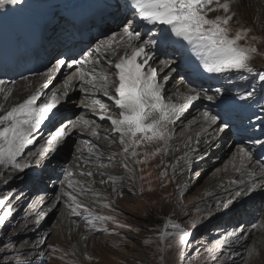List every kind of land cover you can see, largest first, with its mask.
Segmentation results:
<instances>
[{
    "label": "rangeland",
    "instance_id": "obj_1",
    "mask_svg": "<svg viewBox=\"0 0 264 264\" xmlns=\"http://www.w3.org/2000/svg\"><path fill=\"white\" fill-rule=\"evenodd\" d=\"M223 2L225 0H221V3ZM257 5L264 7V1L247 0L246 5L241 8L234 7L235 10L230 8L227 15H231L232 19L229 21L228 28L230 29V36H235L237 31L247 32L245 39L240 40L238 43L242 47L256 49V52L252 54L250 65L264 66V13L257 11ZM217 15L224 16L226 14L222 9L208 13L209 18H214ZM109 30L112 34L116 31H122L123 28H115L112 32L111 28ZM100 42L101 40L97 43ZM156 62L159 63L160 61L157 60ZM57 63L58 61L55 64ZM72 64L74 65V63ZM169 70L161 75L165 76L166 73L171 72ZM174 77L183 81L176 73L173 74L172 79ZM173 82L172 80L171 83ZM65 84L64 82L63 87V85L59 86L60 83H56L58 88L52 92V95L57 93L64 95L68 90ZM113 85H108V87L113 90ZM75 100L80 102L82 100L81 95L77 94ZM77 106L73 104L69 107L81 112ZM197 112H199V109L192 111L189 120H186V122L196 118ZM68 118L64 117L63 122ZM106 126L108 127V124ZM113 137H116V135H113ZM156 143L157 141L148 142L145 140L141 142L139 147L135 148L137 156H132L134 172L125 170L124 166H121L114 157L103 160L97 158L94 161L95 164L100 166L103 164L105 167L110 164L109 166L118 172V180L124 189H120L118 193L121 200L115 196L114 200L99 202L97 206L84 205L92 216H110L113 219L107 221L93 220L89 213L84 211L83 213L88 218H83L82 215L84 221H71L76 228L79 227L77 229H88L90 234L82 237L81 240L73 236L72 233H75V229H72V225L67 224L62 218L59 211L62 206L61 202H54V200L56 201L59 184L64 181L61 176L57 180H48L47 184H44L41 174L39 182L35 181L31 186L33 193L28 191L29 196L25 200L22 199V195L27 191H23L25 187L22 189L18 184L22 178V181L25 180L31 172H41L44 166L61 164L64 167L63 171H65L66 168L81 162L79 158H76L79 156L76 150L83 144H87L93 150L91 142H78V140L71 139L70 145L66 146L67 148L65 147L64 150L60 148L39 166H35L40 159L36 157L31 166L23 171L17 179L9 178L13 173L19 172V168L13 166L9 168L8 172L2 174L0 181V200L4 201V205L0 206V216L4 217V223L0 225V264H264L263 251H259L260 249L252 250L256 242V246L261 247L263 250L264 245L261 246V242L254 240L256 238L254 235L245 233L246 229H238L240 225L246 226L243 220L237 219L231 223L222 222L223 224H220L217 220L222 216L218 219H215L217 217L215 216L210 223H208L209 221H198L202 213L200 212V206L196 205V201L207 194L212 177L216 173H224L230 170L233 165L231 159L235 155L238 145L232 142L229 151H223L220 156L216 153L209 157L211 161L213 159L217 160L212 163L215 165L214 168L207 171L203 176L198 175L200 167H194L175 177L169 166L170 161L163 157ZM40 145L43 146V143ZM158 149L159 151H157ZM132 150V148L129 149L130 152ZM138 160L140 163H137ZM146 164L154 172L156 188L152 192L147 189V194H144V180L147 179V176L144 179ZM48 170L50 176L55 175L54 170L49 168ZM63 171H61V175ZM125 173L129 177L126 178L130 180L129 185L123 184ZM122 174L123 176H121ZM186 177H192L194 181L189 187L180 191L182 187H185L184 179ZM98 178L102 179L104 177L99 174ZM5 180L6 182L2 184ZM166 180H169L172 184L169 188L165 186ZM109 181L113 182L114 180ZM215 181L219 184L220 180L216 178ZM44 186L49 187L53 193V202L50 201L51 203L47 205V202H44L43 206L46 205L47 208L43 210V213V211H40L41 208L36 209L39 199L36 203L34 200L37 196H40L36 195L35 191ZM130 187L135 188L136 191H130ZM180 197L184 198L182 199L184 209L192 210L193 214L190 217H186L185 210L175 212L176 200ZM147 198L151 199L152 205L147 201ZM169 198L171 200L175 199V202L172 206L164 208V201ZM127 200L132 203L127 202ZM186 201H194V203L189 204ZM255 202L258 205V210H263L264 192L257 193L254 199ZM223 203L225 202L221 204ZM106 204L109 206H105ZM238 207H241L239 202H232L231 210L227 214L232 216ZM30 208L32 209L30 210ZM32 210L36 216L31 222H28L25 218ZM258 210L256 209V211ZM77 212L81 213L78 209ZM193 223L196 224L195 227H192ZM251 223L254 226L264 227V213L262 211L258 213L254 220H251ZM175 224H179L180 228L174 227ZM221 229L222 231L226 230V232L217 234L216 232ZM35 231L39 236L35 234ZM182 232L189 234L188 240L184 243H180ZM232 233H235V235L232 236ZM242 234H246L250 238L243 244L238 254L228 253L225 246L231 243L232 239H238ZM34 248L45 253L38 256L40 257L39 263H37L38 260L33 261L30 258ZM251 253L253 254L251 255Z\"/></svg>",
    "mask_w": 264,
    "mask_h": 264
},
{
    "label": "bare ground",
    "instance_id": "obj_2",
    "mask_svg": "<svg viewBox=\"0 0 264 264\" xmlns=\"http://www.w3.org/2000/svg\"><path fill=\"white\" fill-rule=\"evenodd\" d=\"M227 2L229 3L230 8H233L235 10V8H241L245 6L247 0H228ZM257 9L258 12L264 13L263 6L257 5ZM108 28H111V32H112L115 30V28L118 27H116L115 24L112 27L108 26ZM114 34L116 36V40L113 43H114V47L117 48L116 52H113L111 49H107L105 43L110 38H112ZM121 34L122 31L113 32L109 36H106L105 38L101 39L102 41L100 43L90 47L84 53L85 64L83 66L79 65L77 62L76 65L75 63L74 65L70 63L69 66L66 63V65L61 66L59 68V71H53L54 67L55 66L57 67V64L54 63L51 67H49L45 71L34 74L33 76H28L15 84H13V82L11 81H7L6 79H0L4 81V84L0 85V88L4 89V91L0 92V105L3 106L5 111L10 110V108L15 106L16 104L22 103L25 99H27L30 95L36 93L37 91L40 92V99L37 102L49 101L53 96L52 92L56 90V88H58L56 87V83H60L59 86L63 85L64 87V82H65L68 85V90L66 91V93L64 95H61L60 93L55 94L58 97H60V102L58 104V107L59 110H61V114H62L61 118L69 117L63 123H67L68 120L76 121L80 116H83L87 120L94 121V124H92L91 126H84L82 123H78L75 127L69 125L68 135L62 141V143L57 147L56 150L58 151L60 148L64 150L68 144L70 145L71 139H75V141L78 140V142L89 141L93 146V150H91V148L88 147L87 144L81 145L76 150L79 153V156L76 158H79L81 162L76 163L72 167L66 168L65 171H63L64 167L61 164H56V165L50 164L44 166L41 172L33 171L29 174L32 175L33 173L40 172V174H42L41 178L43 179L44 184H47L48 180H57L60 176L62 177V179H64L63 183L61 182L59 184V190L57 191L56 194V201L54 200V202L56 203L61 202L62 206L59 208L60 214H62V218L64 219V221L67 222V224L72 225V229H75V233H72L73 236H75V238H79L80 240L82 239V237L88 236L90 233L87 228L85 230L77 229L79 227L76 228L74 224L71 223V221L73 220L80 221V219L77 218L78 215L72 214L70 207V205H72V202L68 198V196L64 195V193L68 192L77 196V202L81 204V207L77 209L81 211L80 214H83V212L85 211L84 205L97 206V203L99 202H105V201L108 202L114 200L115 196L117 197V199L121 200V198L118 197V193L120 189H124L122 187L121 182L118 180L119 179L118 172L112 169L111 166H109L110 164L106 165V167L103 164H101V166L95 164L94 161L97 158L103 160L109 157H114L118 160L121 166H124L125 170L132 172H134L135 170L131 152L129 151L128 153H124L123 145L120 144V134L113 131L110 119L106 118L104 120H101L99 118L101 115H104L105 117H111L113 119L119 118L120 109H118L115 106L114 100H110L108 99L107 96L104 95V91L100 87L102 81L99 78V73L103 71L108 75L109 77L107 81L108 85L114 84L113 90H111L108 87L109 94L115 95V88L118 86V77L116 76L117 70H114V66L110 65L109 62L117 61L119 57L124 55L125 53V48L123 46H118V41L120 39ZM150 51L151 49H148L149 55L152 56ZM90 53L91 55H89ZM97 59H99L100 61V63L98 64L94 63V61ZM141 59H143V57H141ZM155 59H156L155 56H152V59L148 61V66L156 70V76L165 73L167 70L171 68L169 70L171 72L165 74L164 76L165 80L163 84H165V82L169 80L171 82L172 80L174 81L173 83H170L169 87L165 91L164 102L172 103L177 106L184 104L185 101L183 97L185 95L190 94L189 93L190 87L187 85V83L184 80L183 81L180 80V78L172 79L173 74L178 73L172 63L160 61L154 66V63H156ZM93 68L96 69L95 79H93V74L91 71ZM81 70H83L85 73L83 80L80 79ZM58 73L59 75H57ZM228 73L229 71H225L216 74V76L220 74L221 78H223L224 84L221 88V93L218 95L217 93H215L214 95L215 99L212 102H215L218 96L220 100H217L216 102H223L231 96L232 91L228 89L227 85L230 81H233V79L229 77ZM242 78H244V75L240 74L238 76V79H242ZM89 80H91L92 83L96 85L95 88L92 87V84L87 83V81ZM45 85H47V87H45ZM236 88L240 89V86L237 85ZM9 91L11 92L10 95H8ZM77 94L81 95L82 97V100L80 102H76L75 100V96ZM207 94L210 95L209 91H207ZM6 95H7V99H5ZM116 98L118 99V97ZM94 100H100L105 106L104 109H101L100 105L93 104ZM73 104L78 105L77 108L80 109L81 112H78L74 108L69 107L70 105ZM204 112H208L211 115H215L211 111L199 109V112H197L196 114V118H194L189 122L188 121L186 122V120H189L188 118L190 117V114L185 118V120L179 122L178 124H168L167 132H166L168 139L166 141L159 140L156 143L163 157L168 161H170L169 166L175 177L179 176L180 174H182L187 170L193 169L194 167H200V169L198 170V175L203 176V174H205L207 171L214 168L213 166L215 165H213L212 163H214L217 160V159H213V161H211L209 157H212L216 153L218 154V156H220L223 151L224 152L229 151L230 144L232 142L235 143L234 138L231 136V131H230V129H232L231 126L228 125V127L224 131H219L218 128H223L224 123L221 125L219 119L217 120V124L215 125L211 124L208 121H205L203 119ZM3 114L4 112H0V115ZM106 124H108V127L106 126ZM97 125H99V127H96ZM93 127H96V131L98 133V135L96 136H93L91 134V128ZM113 135H116V137H113ZM105 137H107V139ZM49 138L50 135L44 136L42 140H44L43 142H45ZM30 139H32L33 142L25 146L22 154L17 157V161H16V163L19 165H28V166L24 167L23 170H20L19 168V172L13 173V175L9 179L19 178L22 175V172L27 170V168L31 166V164L34 162L36 157H39L40 159L37 161L35 166H39L46 158L55 154L49 152L43 156L39 155V151L43 148V146L40 145L42 144L40 143L42 141L40 139L33 137H30ZM241 147L244 146L238 144L236 153L231 159L233 165L230 168V170L225 171L224 173L223 172H220L218 174L216 173L212 177V180L210 182L212 187L211 186L209 187V191L204 197L202 198L200 197V199L196 201V205L198 207L200 206V212L202 213V216L199 218L198 221H209L208 223H210L213 221V217L215 216H217L215 217V219H218L221 216L224 217L225 219L222 222L231 223L237 219L243 220L246 226L243 227V225L242 226L240 225L238 229H243V228L246 229L245 233H250V235H254L256 237L254 240L261 242L260 245L263 246L264 227L254 226V224L251 223V220L253 221L255 216L261 211L264 213V208L263 210L261 209L258 210L257 203L256 202L254 203V199L257 193L261 191L264 192V167L258 162H255L253 158L245 161L242 165L238 154V149ZM9 168H12L11 164L0 166V181L2 179V174L8 172ZM48 168L54 170L55 172L54 176H50L48 172L49 171ZM151 169L152 168L148 166V164H146L145 166L146 173L144 172V179L146 176L147 179L144 180L145 182V187H143L144 194L146 193L147 189H149V191L152 192L156 188L154 172ZM61 171H63L62 175H61ZM89 171L92 172V176L81 175V173H87ZM70 172L73 173V175L69 176ZM249 173H253V175H249ZM99 174L104 178L99 179L98 178ZM29 175L25 180L31 178L29 177ZM126 175L127 174L125 173V180L123 184L129 185L130 180L126 179L129 178ZM121 176H123V174ZM216 178L220 180L219 184H217V181H215ZM109 180H114V181L110 182ZM29 181L30 184H32L31 180ZM69 181L73 182L74 188H76L77 190L82 188L84 189V192L80 194H78V192H74L73 188H70L68 186ZM101 181L104 182L102 183ZM193 181L194 178L186 177V179H184L185 187H182L180 191H183L185 188L189 187ZM4 182H6V180L3 181L2 184ZM215 184L217 185L214 186ZM25 185L27 184L24 183L23 187H25ZM171 185L172 184L170 183V181L166 180L165 182L166 188H169V186ZM129 189L130 191H136V189L133 187H130ZM237 192L240 193L238 196L235 195V193ZM22 196L24 197V198L22 197V199L25 200L29 196V192L27 191V194H25L24 192ZM38 199L39 202L36 209L41 208L40 211L42 212L43 210H45V208H47L46 205L48 203H51L50 201L53 202L52 200L53 193L50 191V188L47 187V189L40 196H37L36 199L34 200L35 203ZM182 199L184 198L180 197V199L176 200L177 207L175 212L185 210L183 206L184 202L182 201ZM229 199L233 203L239 202L241 204V207L235 209L236 211L232 216L224 212H217V206L221 205L222 202L226 203ZM147 201L152 205L151 199L147 198ZM194 201H186V203L188 202L189 204L191 203L193 204ZM44 202H47L45 206H43ZM127 202L130 203L131 201L127 200ZM174 202L175 199L174 200H171V198H169L168 200L165 199L164 208L172 206ZM106 205L109 206L108 204ZM252 205L253 208H256L258 211H256V209L253 210ZM72 207H74V205H72ZM31 209L32 208H30V210ZM185 211H186V217H190L193 214L191 209ZM35 216L36 215L33 214V210H32L25 219L26 221L31 222ZM225 232L226 230L222 231L221 229L218 230L216 233L222 234ZM235 233H232L231 235L233 236L235 235ZM35 234L39 236L36 231ZM227 237L228 235L226 236V238ZM249 238L250 236H247L246 234L245 235L242 234L238 239L235 238L232 239L231 243L225 246L226 251L230 254H238L243 244ZM36 241L38 240L36 239ZM256 244L257 242L255 243V245H253L252 250L255 251L256 249L257 250L260 249L259 251L261 252L263 251L262 253H264V250L261 247L256 246ZM44 254H45L44 251L36 250L34 248L33 253L30 255V258H32L33 261L38 260L37 263H39L40 257L38 256H42ZM252 254L253 253H251V255Z\"/></svg>",
    "mask_w": 264,
    "mask_h": 264
},
{
    "label": "snow or ice",
    "instance_id": "obj_3",
    "mask_svg": "<svg viewBox=\"0 0 264 264\" xmlns=\"http://www.w3.org/2000/svg\"><path fill=\"white\" fill-rule=\"evenodd\" d=\"M23 0H0V9L8 6L21 5ZM215 4V7L212 5ZM130 7L134 9V15L138 17L148 26H164L161 29L162 39H168L169 33L177 38L186 41L192 48V54L201 62V65L207 73H221L230 70L247 71L251 73L253 68L248 64L252 58V54L256 52L255 48L242 47L238 43L245 39L247 32L237 31L235 36H230L228 28L231 15H227L230 5L225 0H131ZM222 9L226 14L224 16L217 15L209 18L208 13ZM126 19V18H125ZM166 29V30H165ZM152 28H149V32ZM116 40L115 34L106 41L107 49L116 52L114 47ZM156 41L150 37L142 38V33L136 31L130 23L123 27L122 34L118 41V46L125 48L124 55L120 56L117 61H110L109 64L117 70L118 86L115 88V95H110L108 91V75L101 71L99 78L102 81L100 87L104 91V95L110 100H114L115 106L120 109L119 118L113 119L101 115V120L110 119L114 132L120 134V144L123 145L124 153H128L132 148L131 155L137 156L135 148L139 147L143 140L148 142L167 140V125L174 123L175 119H179L180 114L196 100L201 98L213 101L214 96L208 95L207 91H197L190 88L188 95L183 97L185 103L179 107L172 103H165L162 95V85L156 81V70L148 66V61L152 59L148 49L154 48ZM91 55V53L89 54ZM143 57V59H141ZM63 59L58 60L57 67L53 71H59L61 66L66 65ZM83 63V61L81 62ZM94 63H100L99 59ZM146 69V70H145ZM93 79L96 78V69L92 70ZM85 73L81 70L80 79L83 80ZM264 82V74L259 76ZM87 83L96 85L91 80ZM4 81L0 80V85ZM47 87V85H45ZM65 87H68L66 84ZM4 91L0 88V92ZM215 93L220 94L221 89L216 88ZM11 92L9 91L8 95ZM254 93L238 94L235 99L240 101L249 100ZM118 97V99L116 98ZM7 99V95L5 96ZM40 99V92L30 95L22 103L16 104L10 110L5 111L0 105V165L11 164L14 167L23 170L28 165H19L16 163L17 157L20 156L26 145L33 141L30 139L33 133L39 132L46 121L55 116L54 108L59 104L60 97L53 95L51 99L39 106L36 102ZM93 104L100 105L104 109V104L100 100H94ZM203 119L211 124H217L218 117L208 112L203 113ZM78 123L84 126H91L94 121L85 119L83 116L78 117L76 121L68 120L50 134V138L46 141L48 147L42 148L39 155L43 156L47 153H55L57 147L68 135L69 125L75 127ZM96 127H99L97 125ZM96 127L91 128L93 136L98 135ZM228 127L227 124L219 131H224ZM140 134V135H138ZM107 139V137H105ZM159 151V149L157 150ZM241 164L251 159L249 150L244 147L238 149ZM137 163H140L138 160ZM73 173H69V176ZM81 175L92 176V172L81 173ZM253 175V173H249ZM102 183L104 181H101ZM68 186L73 188L78 194L83 193L84 189L77 190L74 188L73 182L69 181ZM237 192L235 195H239ZM72 205L71 211L74 215H79L76 211L81 207L77 202V196L72 193L65 192ZM4 205V201L0 200V206ZM107 206V205H105ZM232 201L229 199L226 203L217 206V212L227 213L231 210ZM86 212L93 220L107 221L112 220L110 216H92L91 212L85 208ZM4 223V217L0 216V225ZM180 228L179 224L173 225ZM196 224L193 223L192 227ZM189 234L182 232L180 234V243L188 240Z\"/></svg>",
    "mask_w": 264,
    "mask_h": 264
}]
</instances>
